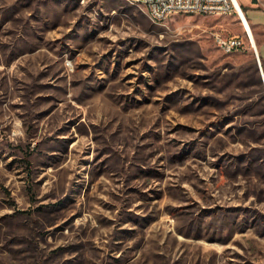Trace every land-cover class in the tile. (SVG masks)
<instances>
[{
  "label": "rangeland",
  "instance_id": "374dc122",
  "mask_svg": "<svg viewBox=\"0 0 264 264\" xmlns=\"http://www.w3.org/2000/svg\"><path fill=\"white\" fill-rule=\"evenodd\" d=\"M262 70L237 12L0 0V264H264Z\"/></svg>",
  "mask_w": 264,
  "mask_h": 264
},
{
  "label": "built area",
  "instance_id": "2783aa9c",
  "mask_svg": "<svg viewBox=\"0 0 264 264\" xmlns=\"http://www.w3.org/2000/svg\"><path fill=\"white\" fill-rule=\"evenodd\" d=\"M133 2L148 9L149 18L159 23L173 14L186 13V9H194V14L238 13L236 0H133ZM217 40L226 52H234L245 46V39L237 34L229 36L217 34Z\"/></svg>",
  "mask_w": 264,
  "mask_h": 264
},
{
  "label": "crops",
  "instance_id": "0c3cea01",
  "mask_svg": "<svg viewBox=\"0 0 264 264\" xmlns=\"http://www.w3.org/2000/svg\"><path fill=\"white\" fill-rule=\"evenodd\" d=\"M240 4H241V1L239 0ZM245 4H251L252 5V9L254 10L253 13L255 15H257V17H262V14L264 13V0H258L257 2H254V0H245ZM244 6V5H243ZM244 11V10H243ZM246 17H247V20H248V23L250 25V28L252 30V33L254 35V39H255V44H256V47H257V50L259 52V55H260V48L262 47V54H264V22H262V20H256V21H251L247 14L245 13ZM240 17V16H239ZM241 19V17H240ZM242 21V24L245 28V31L247 33V28H246V25L245 23L243 22V20L241 19ZM255 30H257L256 32V35L254 33V30H253V27ZM248 36V34H247ZM257 37V38H256ZM259 42V44H258Z\"/></svg>",
  "mask_w": 264,
  "mask_h": 264
},
{
  "label": "bare ground",
  "instance_id": "6f19581e",
  "mask_svg": "<svg viewBox=\"0 0 264 264\" xmlns=\"http://www.w3.org/2000/svg\"><path fill=\"white\" fill-rule=\"evenodd\" d=\"M129 1L133 2V0H129ZM236 2H237V5H238V14H239V16L241 17V19L243 20V22H244L245 25H246V28H247V34H248L249 41H250V43H251L253 49H254L255 51H257V53H258V55H259V52H258L257 47H256V44H255L254 35H253L252 30H251V28H250V25H249V23H248V20H247V17H246V15H245V12L243 11V8H242V6H241L239 0H236ZM133 3H135V2H133ZM138 5H140V4H138ZM142 9L145 11V13H146V14L148 15V17H149V10L146 9V8H142ZM186 13H194V9H186ZM150 19H151V18H150ZM151 20L154 21L153 19H151ZM154 22L159 23V21H154ZM259 56H260V55H259ZM259 59H260V67H261V70H262V62H261V58H259ZM262 73H263V77H264V72H263V70H262Z\"/></svg>",
  "mask_w": 264,
  "mask_h": 264
},
{
  "label": "water",
  "instance_id": "95a60500",
  "mask_svg": "<svg viewBox=\"0 0 264 264\" xmlns=\"http://www.w3.org/2000/svg\"><path fill=\"white\" fill-rule=\"evenodd\" d=\"M258 0H254V2H257ZM260 56L257 54V59H258V61H259V64H260Z\"/></svg>",
  "mask_w": 264,
  "mask_h": 264
},
{
  "label": "trees",
  "instance_id": "16d2710c",
  "mask_svg": "<svg viewBox=\"0 0 264 264\" xmlns=\"http://www.w3.org/2000/svg\"><path fill=\"white\" fill-rule=\"evenodd\" d=\"M242 8L244 9V11H246L243 5H242Z\"/></svg>",
  "mask_w": 264,
  "mask_h": 264
}]
</instances>
